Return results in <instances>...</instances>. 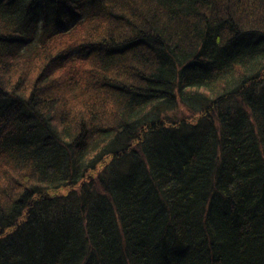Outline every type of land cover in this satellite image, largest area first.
Masks as SVG:
<instances>
[{
	"label": "trees",
	"instance_id": "1",
	"mask_svg": "<svg viewBox=\"0 0 264 264\" xmlns=\"http://www.w3.org/2000/svg\"><path fill=\"white\" fill-rule=\"evenodd\" d=\"M0 264H264V0H0Z\"/></svg>",
	"mask_w": 264,
	"mask_h": 264
},
{
	"label": "rangeland",
	"instance_id": "2",
	"mask_svg": "<svg viewBox=\"0 0 264 264\" xmlns=\"http://www.w3.org/2000/svg\"><path fill=\"white\" fill-rule=\"evenodd\" d=\"M65 191H67V190H65Z\"/></svg>",
	"mask_w": 264,
	"mask_h": 264
}]
</instances>
